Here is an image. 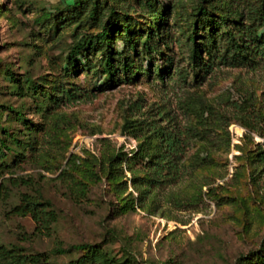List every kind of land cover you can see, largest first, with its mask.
<instances>
[{
    "label": "rangeland",
    "instance_id": "1",
    "mask_svg": "<svg viewBox=\"0 0 264 264\" xmlns=\"http://www.w3.org/2000/svg\"><path fill=\"white\" fill-rule=\"evenodd\" d=\"M73 1L0 0V249L42 254L48 264L81 254L53 253L55 240L97 244L127 264H237L261 250L264 161L255 154L264 149V59L203 71L187 40L196 6L241 26L260 0H95V19L89 7L72 13ZM105 23L140 40L156 25L164 38L150 55L136 45L134 69H117L113 85H103L99 53L89 56L93 67L65 63L69 45ZM122 34L112 32L118 52ZM56 86L88 95L53 104ZM138 121L187 137L175 182L151 187L137 159L124 164L143 140ZM132 174L146 189L139 201ZM22 193L50 202L57 221L49 235L9 212Z\"/></svg>",
    "mask_w": 264,
    "mask_h": 264
},
{
    "label": "trees",
    "instance_id": "2",
    "mask_svg": "<svg viewBox=\"0 0 264 264\" xmlns=\"http://www.w3.org/2000/svg\"><path fill=\"white\" fill-rule=\"evenodd\" d=\"M146 7H151L149 0H143ZM89 4V6H88ZM72 13H79L88 8L87 16L95 19V0H74L69 5ZM56 11L55 13H57ZM248 23L235 26L237 23L234 15H217L211 19L210 14L203 6H196L187 17V40L190 41L189 53L192 61L203 71L211 69L215 64L230 66H252L260 59H264V0H260L259 7L251 12ZM45 18L48 13H43ZM113 9L109 11V17L114 16ZM113 19V22H116ZM112 23V22H111ZM199 29L202 34H198ZM112 32L123 35L124 50L118 52L111 48ZM121 33V34H120ZM201 40H197V38ZM163 36L156 25L146 28L142 40L139 37L131 38L127 26L114 28L107 23L101 25L95 33H83L68 47L65 63L69 67L78 64V59L83 60L82 66L89 68V56L99 53L98 64L101 72L106 75L103 85H113L118 82L116 70L120 69L123 75H128L134 66L130 60V52L137 54L139 51L150 55L156 51L157 42H164ZM137 45V46H136ZM205 53L201 58L199 51ZM166 72V71H165ZM157 75H161L158 73ZM102 85V86H103ZM55 94L50 98L51 103L71 101L78 97H86L87 92L79 94L74 90L65 89L63 86L55 88ZM78 93V94H77ZM135 129L143 131V140L138 142L135 150L129 158L124 160L128 164L130 160L137 159L141 167L148 175L151 187L158 183H173L179 177V160L186 140L182 133H176L154 122L138 121ZM3 145V143H0ZM5 147V146H4ZM6 148V147H5ZM3 155L0 152V157ZM121 155V153H120ZM258 161H264V149L261 146L255 154ZM116 159H118L116 161ZM119 155L111 158L109 164L120 163ZM128 171L131 169L127 168ZM138 176L132 174L131 185L137 191L136 199L139 201L146 189H139L136 184ZM83 193L82 190H80ZM9 212L16 216L28 215L33 222V233L37 235H49L53 224L57 221V214L48 200L37 198L27 193L19 196L18 203L11 207ZM51 251L56 254L80 251L78 258L71 260L69 264H127L126 259H114L107 251L97 244L80 243L63 246L59 240H55ZM0 264H48L42 254L19 253L15 248L0 249ZM237 264H264V245L261 250L250 252Z\"/></svg>",
    "mask_w": 264,
    "mask_h": 264
},
{
    "label": "bare ground",
    "instance_id": "3",
    "mask_svg": "<svg viewBox=\"0 0 264 264\" xmlns=\"http://www.w3.org/2000/svg\"><path fill=\"white\" fill-rule=\"evenodd\" d=\"M232 131L234 132V133H236V134H240V128L239 127H237V126H235V127H233L232 128Z\"/></svg>",
    "mask_w": 264,
    "mask_h": 264
}]
</instances>
